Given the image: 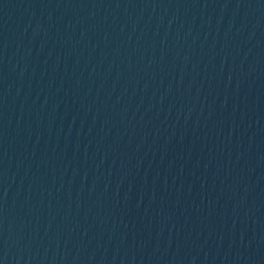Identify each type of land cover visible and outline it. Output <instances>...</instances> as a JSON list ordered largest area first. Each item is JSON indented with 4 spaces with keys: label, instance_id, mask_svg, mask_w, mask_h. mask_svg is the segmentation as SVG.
<instances>
[{
    "label": "water",
    "instance_id": "obj_1",
    "mask_svg": "<svg viewBox=\"0 0 264 264\" xmlns=\"http://www.w3.org/2000/svg\"><path fill=\"white\" fill-rule=\"evenodd\" d=\"M0 264H264V0H0Z\"/></svg>",
    "mask_w": 264,
    "mask_h": 264
}]
</instances>
